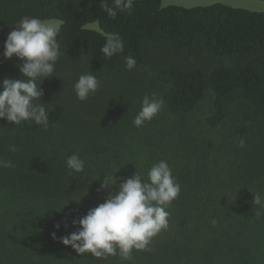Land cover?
<instances>
[{"label":"trees","instance_id":"1","mask_svg":"<svg viewBox=\"0 0 264 264\" xmlns=\"http://www.w3.org/2000/svg\"><path fill=\"white\" fill-rule=\"evenodd\" d=\"M104 2L112 4L0 0V80L19 76L20 61L2 53L23 18L63 21L61 58L41 84L47 129L0 120V159L13 165L0 167V264H264V208L252 203L264 198V12L134 0L131 13L110 18ZM108 33L124 42L112 58L100 51ZM87 72L100 87L80 101L73 85ZM152 94L163 108L137 128L141 100ZM72 154L84 160L83 172L66 169ZM160 160L180 193L151 251L101 260L59 242L107 198L101 176L118 185L135 171L146 177Z\"/></svg>","mask_w":264,"mask_h":264},{"label":"clouds","instance_id":"2","mask_svg":"<svg viewBox=\"0 0 264 264\" xmlns=\"http://www.w3.org/2000/svg\"><path fill=\"white\" fill-rule=\"evenodd\" d=\"M133 4L134 0H112L111 6L107 2L102 6L110 18H116L121 12L131 13ZM62 23L54 18L25 17L18 27L6 35L2 55L5 59L16 57L20 63L17 78L0 80V120L12 125L31 121L47 129L49 110L47 104L41 102V84L54 76L61 58L56 38ZM100 51L105 58H112L124 51V42L118 34H105ZM136 64L134 56L125 58L128 70H132ZM99 87L96 75L87 72L78 76L73 90L80 101H85ZM162 108L163 101L155 94L145 95L132 121L133 125L142 127ZM244 143L243 139L239 141L241 147ZM9 151H16L15 146H10ZM0 167L11 168L13 165L11 161L0 159ZM65 167L71 172L81 173L85 162L79 154H72L65 160ZM101 177L103 180L99 190H107V198L78 220H73L72 226L76 230L59 237V242L70 246L79 256L90 254L101 260L116 256L122 261L130 260L133 250L151 251L149 245L152 239L168 228L170 213L167 209L180 193V185L168 162L160 160L152 164L146 177L135 171L133 176L118 185L114 175ZM252 203L264 208V198L259 193L253 196ZM211 223L215 226L217 221L213 219ZM54 228L58 231L60 225ZM51 235L53 239L57 238L55 231Z\"/></svg>","mask_w":264,"mask_h":264},{"label":"rangeland","instance_id":"3","mask_svg":"<svg viewBox=\"0 0 264 264\" xmlns=\"http://www.w3.org/2000/svg\"><path fill=\"white\" fill-rule=\"evenodd\" d=\"M216 2L227 4L235 8H242L251 12H264V2L259 0H162L164 7L175 5L182 6L183 8L197 7L205 4L210 5Z\"/></svg>","mask_w":264,"mask_h":264}]
</instances>
